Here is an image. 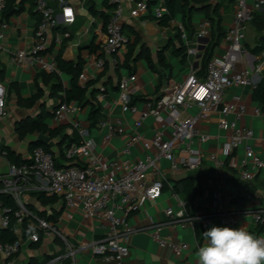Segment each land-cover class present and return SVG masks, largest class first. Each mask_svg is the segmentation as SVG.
<instances>
[{"label": "built area", "instance_id": "built-area-1", "mask_svg": "<svg viewBox=\"0 0 264 264\" xmlns=\"http://www.w3.org/2000/svg\"><path fill=\"white\" fill-rule=\"evenodd\" d=\"M131 1V16H144L151 12L154 22L157 23L167 13L164 1L154 4H149V0ZM253 1L254 3L249 4L247 0H233L232 20L222 36L221 51L210 57L203 76L197 75L195 71L189 72L170 90L155 99L145 100L142 109L132 101L131 96L137 76L130 74L119 79L117 94L121 111L135 115L136 119L132 122V132L116 157L105 159L95 155L96 142L90 135V127L81 120L69 119L71 114L78 111V105L65 102L59 104L54 110V120L70 121L72 129L79 136V143L65 144L62 147L63 158L68 162L73 161L74 164L57 166L53 153L42 146L33 148L27 162H7L6 171H0V193L10 195L17 204V209L12 211L0 200V227L7 228L12 219H15L13 231L16 240L0 242V253L9 258L20 251L25 224L28 230L26 238L30 241H38V232H42L43 235H53L64 242L65 252L50 259L48 264H56V261L65 258L73 260L76 253L84 249H89L105 264H131L127 261L129 240L134 233L145 228L130 225L127 217L137 212L146 201L160 197L163 189L169 186L166 170L172 174L189 173L202 165L205 155L200 144L209 140L210 136L200 132L198 123L207 120L213 113L219 114L218 127L228 132L229 136L222 146L225 157L209 153L207 159L217 169L229 167L236 170L242 181L251 183L264 167V162L250 144L253 130L240 124L247 112L246 105L240 102L237 95L231 101H225L224 95L226 90L234 86H250L253 89L261 78L255 82L250 77L248 68L237 69V64L248 54L244 44L246 26L251 20L252 12L260 10L264 3V0ZM52 2L59 6V13L55 11ZM108 2L111 7L104 23V40L99 47L101 57L94 62L98 71L105 64L116 66V55L126 48L131 39L123 31L121 1ZM6 5L7 0H0V41L8 27L4 14ZM34 7L38 20L33 44L29 49L7 50L9 60L14 65L33 66L38 71L60 75L61 71L57 68L55 59L47 51L50 45L49 36L58 24L73 23L74 9L67 0H34ZM168 23L178 31L187 57L196 56L200 40L211 34L208 19H203L198 24L192 37H189L181 21L172 18ZM68 36V32L57 34L54 37L55 44L60 45L63 38ZM254 57L255 63L251 70L261 75L264 70V53ZM85 80L84 73H80L79 81L82 86ZM6 97L7 89L0 81V117L7 114ZM103 97L101 94L99 98ZM192 108L196 111L189 113ZM252 111L256 116H264V108L260 105ZM147 118H152L160 125V129L148 138L138 131ZM94 127L103 132L102 138L105 142L126 133V126L121 118L101 117ZM137 144L141 145L144 153L140 157L132 158L131 148ZM237 149L243 150V156L238 161L233 155ZM0 153L5 156L1 150ZM162 161L168 163L167 169L161 166ZM26 191L57 196L69 209L79 206L86 218L99 219L102 235L83 245L70 243L59 230L57 221L40 217L28 210L21 198ZM226 204L227 199L215 188L208 213H190L183 202H178L177 210L167 208L164 214L170 224H197L204 229L213 219H217L221 226L235 227L243 211H230ZM239 204L242 207L243 204ZM255 217L257 220L262 219L260 214ZM150 227L152 238L160 246H167L176 257H183L188 249L187 243L167 241L160 234V223H152Z\"/></svg>", "mask_w": 264, "mask_h": 264}, {"label": "crops", "instance_id": "crops-1", "mask_svg": "<svg viewBox=\"0 0 264 264\" xmlns=\"http://www.w3.org/2000/svg\"><path fill=\"white\" fill-rule=\"evenodd\" d=\"M88 1L91 2L97 12H105L108 15L110 8L105 6V0H67L68 4L74 9L75 19L73 23L68 25L58 24L50 32V45L47 50L48 54L52 55L55 61L60 49L62 50L61 56L64 60L76 61L78 56H80L83 60L81 73H84L86 76L84 85L89 80L96 79L101 72V70H96L94 62L97 58L101 57L99 47L104 37L105 23L99 14L92 15L90 13ZM120 1L123 8V28L129 33L128 35L132 41L137 36L139 43L144 44L148 48L155 67V70L150 69L144 58H140L135 62L133 74L137 78L133 84L134 91L131 96L132 100L142 109L145 100L157 98L160 94L170 90L175 84L182 81L189 72H196L202 68L201 54L212 35L210 34L207 38L201 39V43L198 46V54L186 57L185 61H182L179 56L173 53V45H170L163 52L165 65L160 64L158 61L159 49L170 40L174 45L179 44L176 29L169 24L167 26H160L154 22V19H149L148 16L152 18L151 12H148L144 16H131L130 9L133 7V2L131 0ZM161 1L163 0H154L151 4ZM216 1L219 3V26L225 31L231 23L234 7L230 0ZM51 4L55 8V11L59 13V6L55 2ZM9 5H13V9H18V11H13L6 17L8 27L4 38L0 41V81L7 89V114L0 117V147L2 145L8 146L14 152L20 154L22 158L27 159L31 153L28 150L29 144L35 140H39L49 146L60 166L74 164L73 161L68 162L60 156L58 145L63 138L66 139V136L73 134L74 130L70 121L56 122L53 117L45 120L52 129H56L59 126L62 127V130L55 137H49L48 134L34 133L24 139H20L15 130V126L19 121L28 116L34 117L39 113L42 102L45 104L46 109L51 110L56 100L48 94L49 85H44L40 78L36 79L38 71L36 67L14 65L10 62L9 51H7L29 49L32 46L34 29L38 20L34 0H13V2H9ZM174 19L177 21H181L182 19L179 4ZM203 19H208L203 11H193L190 21L192 33L195 32L196 27ZM249 24L250 21L246 26L245 46L248 45ZM61 32H68L69 36L63 38L60 45H56L54 37ZM214 32L216 33V31ZM92 41H95V53L88 49V45ZM221 41L222 37L219 40V44L214 48L212 56L221 51ZM138 48L136 47V51ZM126 52L127 48H123L116 55L118 56L119 64L123 61ZM254 56L248 50V54L244 55L242 61L237 64V69L248 68L250 77L256 82L261 75L251 70V66L255 63ZM107 66L106 74L95 84L96 87L104 89L103 92L98 89L95 94L96 100L101 106V113L98 119L101 117H109L111 119L121 118L126 126V133L115 136L108 142H105L102 138L103 132L95 127H90V135L96 142L94 153L105 159L114 158L119 154L129 133L132 132V122L136 119L135 115L122 113L117 94V83L121 77L130 75L128 69L123 67L116 68V66L109 64ZM59 77L63 86L69 87L71 76L62 72ZM36 82L43 89L42 97L32 107L26 108L21 106L14 87L10 88V84H14L13 86L17 88L20 97L29 98L36 92ZM78 82L80 84L79 78ZM101 94L104 95L102 99L99 98ZM234 95L239 96L240 102L247 107V112L241 119L240 124L253 130L254 135L250 144L254 152L264 162V116L253 114L252 110L258 106V103L252 100V88L250 86L231 87L226 90L224 100L231 101ZM73 104L77 105L76 103ZM78 107V111L71 114L69 119L75 118L81 120L89 126L87 121L89 105ZM190 111L195 112L196 110L192 108ZM190 111L189 113H192ZM219 117L218 113H213L207 120H202L198 123L200 132L210 136L209 140L200 144L205 155L202 165L191 173L172 174L166 170L169 186L163 189L160 197L155 200L146 201L137 212L127 217L130 225L145 228L134 233L129 240V256L127 258L129 263L184 264L188 262L189 264H197L198 248L205 243L203 232L213 225L221 226L218 220L213 219L204 229L200 227L199 233H197L194 225L187 224L183 226L167 223L164 212L167 208H172L174 211L177 210L179 208L178 202H183L188 206L190 213H208L210 211L209 203L212 191L215 188H218L227 199L226 206L228 210L239 211L242 209L243 213L240 215L238 224L235 227H245L253 235L264 237V167L255 175L251 183H247L239 178L236 170L229 167L217 169L207 159L209 153L225 157L222 146L227 140L229 133L218 127ZM158 129H160V125L152 118H147L143 121L138 131L148 138ZM143 153L144 150L140 144L131 148L132 158L140 157ZM233 155L235 156V160L238 161L243 156V150L237 149ZM7 162L6 157L0 153L1 172L6 171ZM161 166L163 169H167L168 163L163 161L161 162ZM199 173L207 174L209 177L202 183L200 193L194 198L193 202H190L182 193V179L188 175H197ZM173 187H176L178 191L175 192ZM21 198L23 204L25 206L30 205L34 211H44L46 215H53L56 211L60 212L54 220L57 221L59 230L74 245L86 244L103 233V230L99 226V219L86 218L79 206L71 209L66 208L59 198L53 204L44 205L38 200L37 193L32 191L24 192ZM239 202L243 204V208L239 207ZM256 214H260L262 219L257 220ZM151 222L162 224L160 234L167 241L185 242L188 244V249L184 252L182 258L176 257L169 247L160 246L152 238L150 233ZM64 252L65 244L61 239L53 235L42 234L38 247L31 246V241L26 238L22 239L20 251L15 256L8 258L0 253V264H28L30 259H35V262L38 264H48V262H45L46 258L50 257L52 259ZM66 262L68 264H105L97 256H94L89 249L78 251L73 260L65 258L59 262L56 261V264H65Z\"/></svg>", "mask_w": 264, "mask_h": 264}, {"label": "trees", "instance_id": "trees-1", "mask_svg": "<svg viewBox=\"0 0 264 264\" xmlns=\"http://www.w3.org/2000/svg\"><path fill=\"white\" fill-rule=\"evenodd\" d=\"M13 2V0H7L6 9L4 11L5 17L9 16L11 12L18 11V9H13V5H9V2ZM25 1V0H22ZM154 0H149V4H151ZM164 5L167 9V13L162 16V18H159L157 21V24L160 26H167L169 23V20L175 17L178 4L181 8L182 12V19L181 22L185 26L186 30H188V35L192 36V29L190 27V21L193 11L201 10L205 13L206 17L210 20L211 23V38L208 44L205 46L203 53L201 54V60H202V68L196 71L197 75L203 76L206 68V64L210 57L212 56V52L214 48L219 44L220 38L224 35V32L220 26H219V3L216 0H163ZM233 2V0H230ZM105 6L107 8L111 7V4H109L108 0H105ZM262 10H255L252 12L251 15V22L255 24V27L258 29L263 30L264 28V4L261 6ZM20 9V8H19ZM88 9L92 15H100L102 17L103 21L105 22L108 15L105 14V12H97L90 1H88ZM149 19H153L150 16H148ZM218 22H217V21ZM214 29V30H213ZM123 31L126 35L127 31L123 28ZM216 31V33L214 32ZM177 32V37L179 39V44L174 45L173 42L170 40L168 43H166L161 49L158 51V61L160 64H164V57L163 52L166 48H168L170 45H173V53L176 56H179L182 61H185L187 55H186V48L183 45L180 35ZM129 36V35H128ZM131 38V37H130ZM104 40V37H103ZM101 40L100 43L103 42ZM136 47H139L136 51ZM249 52L253 55H257L260 53H264V31L259 35L258 39L256 40V43L253 46L246 45ZM127 52L124 55L123 61L119 64V62L116 64V68H126L128 69L130 74H133L135 71V62L140 59L144 58L147 62L150 69H154L155 67L152 63L150 52L148 48L144 44L139 43V40L137 36H135L134 40L131 39L127 43ZM89 51L95 53L96 52V45L95 41H92L88 45ZM62 50L60 49L57 56H56V64L57 68L62 72L68 74L71 76L70 85L69 87H64L59 74L51 72L48 73L46 71H38L36 74V79L40 78L42 83L44 85H49V91L48 94L51 98H54L56 100V103L53 105L51 110L46 109L45 104L42 102L41 107L39 109V113L34 117H26L19 121L16 126L15 130L18 134V137L20 139H24L25 137L34 134V133H42V134H48L49 137H55L61 130L62 127H58L56 129H52L48 126V124L45 122L47 118L53 117L54 110L59 106V104L65 102L68 104L76 103L78 106H86L89 105V112L87 121L89 124V127H94L98 116L101 113V106L96 100V91L99 89V91H104L103 88H98L95 86L97 81L103 77L108 69L107 64H105L104 68L99 73L98 77L93 80H89L86 82L84 86H81L78 82V78L80 73L82 72L83 68V60L78 56L76 61H67L64 60L61 56ZM14 84H10V88L14 87L15 93L18 96V102L21 106L29 108L32 107L43 95V89L39 86V84L36 82V92L29 98H22L19 95V92ZM252 100L257 102L258 105L262 106L264 108V70L262 71L261 78L259 82L256 84V86L252 89ZM133 101V100H132ZM134 102V101H133ZM72 143H79V136L77 135L76 131H73V134L70 136H66V139H62L60 141L59 148H60V156L63 157L62 153V147L66 145H70ZM36 146H42L44 149L51 151L49 146L39 140H35L31 142L28 146V150L31 152L34 147ZM1 152H4L6 159L14 164H20L23 162H27L28 159L22 158V156L16 152H14L10 147L2 145L0 147ZM55 163L57 166H60L57 158L55 157ZM195 171V170H194ZM193 172V171H192ZM191 173V172H190ZM207 174L199 173L197 175H188L182 179V193L186 196V199L190 202H193L194 198L200 193L201 191V185L202 183L208 179ZM173 190L177 192L178 190L176 187H173ZM38 200L41 202V204H53L58 200L57 196H47L46 194L42 192H36ZM0 200L3 202V204L8 205L12 211H15L17 209V204L15 201L11 198L10 195L1 193L0 194ZM28 210L36 213L40 217H44L47 219H55L60 212L56 211L53 215H46L44 211H34V209L30 205H26ZM187 211H189L188 206H186ZM15 226V219H12L10 222V225L7 228H0V242H12L16 240V235L14 234L13 228ZM23 239H26V236L28 234V230L26 229L25 224H23ZM200 226L195 224V229L197 233H199ZM39 240L38 241H31V246L38 247L40 245V240L42 237V232H38ZM51 258H46L45 262H48ZM28 264H38L35 262V259H30ZM65 264H68L66 262Z\"/></svg>", "mask_w": 264, "mask_h": 264}, {"label": "clouds", "instance_id": "clouds-1", "mask_svg": "<svg viewBox=\"0 0 264 264\" xmlns=\"http://www.w3.org/2000/svg\"><path fill=\"white\" fill-rule=\"evenodd\" d=\"M197 264H264V237L245 227L213 225L203 232Z\"/></svg>", "mask_w": 264, "mask_h": 264}, {"label": "rangeland", "instance_id": "rangeland-1", "mask_svg": "<svg viewBox=\"0 0 264 264\" xmlns=\"http://www.w3.org/2000/svg\"><path fill=\"white\" fill-rule=\"evenodd\" d=\"M247 2L249 4L254 3L253 0H247ZM249 25H250V29H249V34H248L247 40H248V45L251 47L256 43V40L258 39L259 35L264 31V28H263V30L256 28L255 24L251 21H250ZM190 112H192V111H190ZM192 113H194V112H192Z\"/></svg>", "mask_w": 264, "mask_h": 264}, {"label": "water", "instance_id": "water-1", "mask_svg": "<svg viewBox=\"0 0 264 264\" xmlns=\"http://www.w3.org/2000/svg\"><path fill=\"white\" fill-rule=\"evenodd\" d=\"M206 41V40H205ZM1 194V193H0Z\"/></svg>", "mask_w": 264, "mask_h": 264}, {"label": "snow or ice", "instance_id": "snow-or-ice-1", "mask_svg": "<svg viewBox=\"0 0 264 264\" xmlns=\"http://www.w3.org/2000/svg\"><path fill=\"white\" fill-rule=\"evenodd\" d=\"M70 14V13H69Z\"/></svg>", "mask_w": 264, "mask_h": 264}]
</instances>
